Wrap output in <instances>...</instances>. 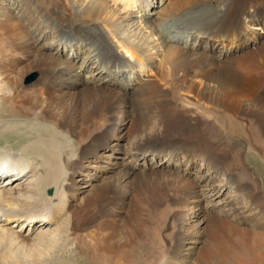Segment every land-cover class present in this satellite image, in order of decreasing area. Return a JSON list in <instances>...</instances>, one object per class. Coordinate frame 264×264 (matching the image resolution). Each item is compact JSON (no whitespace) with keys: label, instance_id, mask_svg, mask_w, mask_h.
Returning <instances> with one entry per match:
<instances>
[{"label":"bare ground","instance_id":"obj_1","mask_svg":"<svg viewBox=\"0 0 264 264\" xmlns=\"http://www.w3.org/2000/svg\"><path fill=\"white\" fill-rule=\"evenodd\" d=\"M84 1L86 2L88 0ZM89 1L90 2L85 3L87 6L78 11L75 10L72 4L67 0L51 1L48 2L49 4L47 3L46 10L41 13V16H43L42 22L44 20L47 26L49 23L52 24L53 21L57 22L56 26H54V28L52 27V31H56L58 36L62 37L64 41L69 42L74 36H80L87 40L88 44H90V49L88 50L89 55H86L88 64H96L100 61L96 59V57L90 56L98 46L106 47L107 54L105 52L103 55L105 58L102 59V62L109 64L118 61L119 57L115 54L116 51L110 44V41H113L127 51L128 55L133 59V62L136 61L149 64L150 59L152 60L157 55H160V53H158V46L161 43L173 53L179 63L184 65L180 69H175V59L167 57V65L164 66L160 64L154 71L150 79V86L142 82L139 86L135 87V90L131 89L129 91V96L115 89H106L103 85L100 87L97 85H85L81 90H78V93L73 97H65L67 95L66 90L63 91L62 95L58 93L55 96H50L46 95L47 92L44 93V90L41 88L26 90L18 84L15 85L14 83V85H12L10 83L11 85L8 92L9 97L7 100L8 105L5 106V110L0 109V112L4 113L0 115V119L11 116L15 107L18 109L24 108V110L20 112H24L25 115H27L26 120H28L29 124L25 125L24 123H18L13 127L0 128V143L12 145L8 146L10 150L12 149V152L18 155L24 152L31 156V159H34V161L45 158L47 155L45 152L50 147H55L56 145L57 148H61L57 143V137L61 136L58 131L59 128H64L66 133H63L72 136L74 139L76 136L81 137L84 135V132H78L79 125H86V130H92L97 123L109 122L119 104H121V102L131 103L133 99L132 94H134L136 95L134 113H137L134 125L138 124V126L143 129V131L140 130L142 138L133 143V148L135 150L143 148V144L147 140H151L153 142H158L165 150H167L166 146L181 147L182 149L186 148L191 152V157L201 155L208 161H214L216 163L214 169L225 173L227 177L234 176L235 183L233 184L239 188L243 185L245 190V194L243 195L244 198L249 202L253 201L256 204V208L259 210L256 218L254 217L255 215L252 217H240L237 213L236 217L231 218V212L224 214L227 215V219L225 220L231 221L232 226H235L233 224L234 221L238 223L241 220H246V223L249 222L250 225L253 226L248 232H242L235 226L231 232L236 234L228 238H224L222 235L217 237L216 232L211 229L212 227L209 228L205 226V233L207 237L210 238L212 248H217L220 255V258L216 259V261L211 264H264V244H262L264 240V196L260 193L263 190H260V186L258 187L254 184L252 189L250 188V194L247 185L244 184L245 180H248L246 179L247 175L241 168L243 167V161H241L242 156H246L250 164L252 161L257 162L256 160L258 157L264 158V96L256 94L253 92V88L249 89L246 85L248 82H256L257 79L264 83V43L259 46L255 52H250L241 57L238 56L240 53H235L237 56L232 55V58H227L226 52L229 47L220 50L213 44V49L216 51L215 55H218V57H213L210 54L209 56L208 54L192 53L178 45L164 43L161 38L163 29L187 27V29H194L200 34H210L212 38L219 36L217 39H224L222 35H225V40L235 43L246 23L255 21L257 17L258 20L264 17V0H177L175 7H173L174 9L172 8L170 12H167L163 16H160L159 13L165 12L166 6L161 7L158 12L159 16H156L157 24L152 31H149V36L144 38L135 37L130 30L124 28L121 21L115 18V15L107 8L108 2L106 0ZM30 2L32 3V1ZM146 5H150V2H146ZM250 8H252V10H249ZM31 18L32 15L28 19ZM249 19L251 21H249ZM77 22H79L78 26L75 24ZM30 23L34 24L31 21ZM17 26V31L19 32H16V36L21 38L19 41L21 42L24 55L32 57L33 62H40L42 67L38 70V74L41 76L42 82L46 84L52 82V86H54L55 83L53 78L58 72L57 68H62V66L60 67V65L54 61L55 59L48 60L44 58V56L41 58L39 43L36 42L35 39L29 40L30 37L23 29V25L21 26L18 24ZM195 37L196 36H192L191 38L195 39ZM26 41H29V43L26 44ZM209 44L211 45L210 42L206 43V46ZM206 46L202 47L207 49ZM222 55H224V59L220 60L219 58ZM125 66L126 65L120 64L116 67L123 69ZM39 75L38 81L40 84ZM33 77L34 75L27 78V81ZM162 86H164V88ZM252 86L261 89L264 87V84L259 82V84H254ZM71 92H75V90ZM36 111L38 114L34 113ZM45 113L51 118L49 126V116L44 118L46 115ZM51 123L55 126H52ZM132 128L136 129L135 126ZM145 129L146 131L144 132ZM64 136L65 135H63L62 138ZM245 139L247 140L245 147L237 154L239 151L238 146L242 145ZM26 141H29V143L27 142L22 146ZM66 143L68 144L67 141ZM20 147L21 150H19ZM53 153H51V155ZM251 153L254 155L251 156ZM71 155L72 154H70V156ZM0 157L5 161L8 160L2 155H0ZM188 158L190 157L188 156ZM32 160L30 162L25 161V163L22 161L20 164L14 163V166L25 172L28 170L29 172L26 175L32 178L34 177L33 182L28 181L25 185H22L21 189H19V194H15L16 191L11 192V189H15L19 184H16L14 188L11 187L9 192L0 189V239L8 241L11 237L16 235V231L11 228L6 229V227H2V223H6V220L9 222L11 219L14 223H20V221H26V219L34 221L38 219V224L40 221L48 218L44 217L42 215L43 213L56 209L55 207L54 209L52 208L55 205L51 203V199L46 197L45 194L41 195L40 193L42 188L45 190L55 179H50V181H48V178L51 177L48 176L47 172L43 170H41V172L44 174L37 172V167H34V161ZM205 163L207 162L205 161ZM67 166L69 165L67 164ZM1 169L2 167H0V170ZM240 169L242 170L240 171ZM206 173L200 174L199 177L208 175V179L213 178V175ZM138 174L146 175L142 177V180H147L151 177L147 172L142 171L141 173H133L131 175L127 171L125 177L122 176L124 178L123 182L126 180L130 184L133 181H138ZM14 177L10 179L13 180ZM169 179L170 175L168 180ZM166 184L174 188L178 187L179 189L184 187V189L187 190L188 188V186L185 187L187 183H185L181 177H172L171 181H166L164 185ZM157 187L161 188L157 180L151 185L143 182V185H139L138 187L142 189V193L137 194V199L145 201V211L147 212L154 211L164 202V195L161 190L159 195L156 190ZM128 189L129 191L130 189L138 191L137 187H128ZM182 190H180V192ZM121 194L119 192V183H116L115 188L112 189V195L110 194L108 199H116L121 197ZM127 194L130 195L128 190L125 196H127ZM57 198L60 206L63 205L61 200L64 197L59 194ZM63 202L65 201L63 200ZM94 210H96V208L91 209L84 204L79 207L78 210L73 211L68 225L66 224L67 226L65 225L63 228L62 225L60 226L62 228V233H68L66 234L67 237L62 239V243H59L60 241H52L47 244L58 247L59 250L55 254L51 251L45 253L44 249H42L39 253L31 254L34 257L29 258L31 260L30 262L29 259L26 258L28 255L24 256V254L21 253L23 254L22 256H24L22 257L20 256L21 254H15L12 251L7 252L5 249H1L0 253H2V251L8 253L2 258V264H76V262L81 259L93 262L100 257L103 252H115V254L112 255H121L122 249H135V247L141 245L144 241L151 247H153L152 243H156H149V240L146 238L147 234L141 238V241H144L134 242L135 240H139L135 237L138 233L136 234L134 232L139 226L137 222L136 227L132 228L133 231L131 230L133 232L131 236L132 240L124 237L127 240L123 243H119V247L116 246V243L110 242L109 244H107V242L106 244L98 245L97 240L100 238V234L103 233H98L100 235L99 238L96 237L97 235L94 233L95 222L99 215ZM184 213L182 216H184ZM160 214L162 215L163 211L160 212ZM209 215H211V213ZM209 215L208 217H210ZM30 216L31 218H29ZM222 223L224 225L228 224L226 222ZM154 224L155 222H149L147 226L150 228V225H153L152 227L154 229ZM109 225H111L110 222ZM104 231L107 230L104 229ZM110 232L111 231H109V235ZM106 233L107 232H105V235ZM249 236L252 237L250 240ZM69 237L79 242L76 247L78 252H74L72 255L70 250L66 251L65 248L62 249L63 243H66ZM151 237L149 238L151 239ZM221 237H223V239ZM54 240L57 239L54 237ZM100 242H102L101 239ZM92 243L98 246L92 247ZM39 244L41 246H46L44 242L43 244L39 242ZM246 244H249L250 248L247 249L245 247V249H242ZM17 250L22 251V249ZM207 256L210 257L211 254ZM108 258H110V256ZM107 264H119V262H116L115 259L111 257Z\"/></svg>","mask_w":264,"mask_h":264},{"label":"rangeland","instance_id":"obj_2","mask_svg":"<svg viewBox=\"0 0 264 264\" xmlns=\"http://www.w3.org/2000/svg\"><path fill=\"white\" fill-rule=\"evenodd\" d=\"M30 1H32V3ZM51 1L56 2L58 0ZM51 1L0 0V4H2L0 5V109L5 110V106L8 105L9 87L11 84L14 85V83L15 85L18 84L24 87L26 90L41 88L44 90V93L47 92L46 95L50 96H55L58 93L62 95L63 91L66 90L67 95L65 97H73L78 93V90H81L85 85H97L99 87L103 85L106 89H115L129 96V91L131 89L135 90V87L139 86L142 82L150 86V79L154 71L160 64L164 66L167 65V57L175 59V69H180L184 65L179 63L173 53L161 43L158 46V53H160V55L149 60L151 63L149 64L152 67L144 62H133V59L128 55L127 51L113 41H110V44L116 51L115 54L119 57L118 61L111 62L112 64L102 62V59L105 58L103 55L106 52V47L98 46L92 53L93 55L91 54L90 56L96 57V59L100 61L96 64H88L86 55H89L88 50L90 49V44H88L86 39L80 36H74L69 42L64 41L62 37L58 36L56 31H52L54 26H56V21H53L52 24L49 23L48 26L44 23V20L42 22L43 16H41V13L46 10L47 3ZM67 1L70 2L77 11L87 6L85 3L90 2L89 0L86 2L84 0ZM106 1L108 2L107 8L115 15V18L121 21L124 28L130 30L135 37L144 38L149 36V31H152L157 24L156 16L161 7L166 6L165 12L159 13L160 16H163L175 7L177 0ZM146 2H150V5H146ZM249 10H252V8ZM31 15L32 18L28 19ZM30 21L34 24L30 23ZM249 21L251 20L249 19ZM18 24L25 27H23V29L28 33L30 37L29 40L35 39L36 42L39 43L41 58L44 56V58L48 60L55 59L54 61L58 63L60 67L62 66L63 69L57 68L58 72L53 78L55 83L54 86H52V82L47 84L42 82L41 76L38 74V70L42 67L40 62H33L32 57L24 55L21 42L19 41L21 38L16 36V32H19L17 31ZM75 24L78 26L79 22ZM241 33L240 36L237 37L235 43H232L225 40V35H222L224 39H217L219 36L212 38L210 34H200L194 29H187V27H173L172 29H163L161 38L164 43L178 45L192 53L210 54L213 57H218V55H215L216 51L213 49V44H215L220 50L229 47L226 52L227 58H232V55L237 56L235 53H240L238 56L241 57L250 52H255L258 47L264 43V17H261L259 20L257 17L255 21L246 23ZM192 36H196L195 39H192ZM208 42H210L211 45L209 44L206 46ZM25 43L28 44L29 41ZM202 46H206L207 49ZM202 50L204 51L201 52ZM219 59L223 60L224 55ZM120 64L126 65L125 68L119 69L116 67ZM33 75L34 77L27 81V78ZM38 75L41 81L40 84ZM259 82L264 84L257 79L256 82H248L246 85L249 89L253 88V92L256 94L264 96V87L258 89V87L252 86L254 84H259ZM162 87L164 88V86ZM74 90L75 92H71ZM132 95L133 99L131 103L121 102L117 110L112 114L109 122L93 124L94 127L92 130H86V125H79L78 132H84V135L81 137L76 136L74 139L72 136L64 134L66 133L64 128H59L58 131L61 136L57 137V143L61 148H57L56 145L55 147H50L51 149L49 148L45 152L47 154H45V158L34 161V159H31V156L24 152L21 154L19 153V155L12 152V149L10 150L8 147L12 145L0 143V155L8 159L5 161L0 157V167H2L0 170V189L9 192L11 187L14 188L16 184H19L15 189H11V192L16 191L15 194H19V189H21L22 185H25L28 181L33 182L34 177L32 178L26 175L29 172L28 170L25 172L14 166V163L20 164L22 161L25 163V161L30 162L32 160L34 161V167H37V172L41 174L43 173L41 170L47 172L48 176L51 177L48 178V181H50V179H55L45 190L42 188L40 193L41 195L45 194L46 197L51 199V203L55 205L52 208H56L53 211L49 210L50 212L47 211V213H43L42 215L48 218L40 221L38 224V219L36 221L26 219V221H20V223H14L11 219L9 222L6 220V223L2 221V227H6V229L11 228L16 231V235L11 237L8 241L0 239V250L5 249L7 252L12 251L19 255L23 253L24 256L28 255L26 256L28 259L34 257L31 254L39 253L42 249H44L45 253L51 251L55 254L59 250L58 247L47 244L52 241H60L59 243L63 242L62 239L67 237L66 234L68 233L63 232V235L62 228L66 224L68 225L73 211L78 210V208L84 204L91 209L96 208L94 211L99 214L95 222L96 225L94 224V233H96V237L99 238L101 235L99 239L97 238L98 240L96 239L98 245L106 244L107 242V244H109L110 242L116 243V246L119 247V243H123L127 240L124 237L131 239L133 233L132 228L136 227L137 222L139 226L134 232L136 234L138 233L135 237L139 240H135L134 242L144 241H141V238L147 234L146 238L149 240V243H156H152L153 247H151L144 241L141 245L135 247V249H122L121 255H112L115 254V252L112 253L107 251L103 252L100 257L93 262L79 259L80 261L76 262V264H107L111 257L115 259L116 262H119V264H211L212 262L214 263L216 259H219L220 255L217 248H212L210 238L207 237L205 233V226L209 228L212 227L211 229L216 232L217 237L222 235L224 238L236 234L231 232L235 226L242 232H248L253 228L249 222L246 223V220H241L238 223L234 221L233 224L235 226L231 225V221L225 220L227 219V215L224 214L227 212H231V218L236 217V213L240 217H252L255 215L254 217L256 218L259 210L256 208V204L253 201L249 202L244 198V186L242 185L239 188L233 184L235 183L234 176L227 177L225 173L214 169L216 165L214 161H208L201 155L191 157V152L186 148L182 149L181 147L166 146L167 150H165L158 142H153L151 140H147L143 144V148L137 150L133 148V143L142 138L140 130L143 131V129L138 126V124L134 125L137 114L134 113L136 95ZM23 110L24 108L18 109L15 107L11 116L0 119V128L13 127L18 123L28 125V120H26L27 115H25L24 112L21 113ZM34 113L38 114L37 111ZM3 114L4 113L0 112V115ZM48 116L49 115L46 114L44 118ZM48 121L49 126L51 121L50 116L48 117ZM52 126L55 125L52 124ZM134 126L136 129L132 128ZM145 131L146 129L144 132ZM63 135L65 136L62 138ZM27 142L29 143V141H26L22 146ZM246 142L247 140L245 139L243 144L238 146L239 151L237 154L245 147ZM21 147L19 150H21ZM51 153L53 154L51 155ZM70 154L72 155L70 156ZM250 155L253 156L254 154L251 153ZM188 156L190 158H188ZM205 161L207 163H205ZM241 161H243V167L241 168L247 175L246 179H248L245 180L244 184L247 185L249 193L251 194L252 186L255 184L258 187L260 186V190H263L260 193L264 196V158L258 157L256 160L257 162L252 161L250 164L247 157L242 156ZM67 164L69 166H67ZM242 169H240V171ZM126 170L131 175L133 173H141L142 171L147 172L151 177L147 180H142V177L146 175L138 174V181H133L129 184L126 180L123 182V177H125V173L127 172ZM202 172H207L206 174L210 173L213 175V178L208 179V175L199 177L200 174H203ZM169 175L170 179L168 180ZM12 177H14L13 180L10 179ZM172 177H181L183 181L187 183V185L185 184V187L188 186L187 190L184 189V187L179 189L178 187L174 188L168 184L164 185L166 181H171ZM155 180H157V183L161 186V188L157 187L156 190L159 195L161 190L164 195V202L154 211L147 212L145 211V201L137 199V194L142 193V189L138 187L139 185H143V182L151 185ZM116 183H119V192L120 194L122 193L121 197L124 199L118 197L110 200L108 199L109 195H112V189L115 188ZM128 187H137L138 191L135 189H130L129 191ZM127 190L130 192V195L127 194V196H125ZM180 190H182V193ZM59 194L64 197L61 200L63 204L61 206L57 198ZM63 200L65 202H63ZM162 211L163 214L161 215L160 212ZM209 212L211 215H209ZM183 213L184 216H182ZM208 215L210 217H208ZM29 218H31V216ZM109 222L111 225H109ZM147 222H155V230L152 227L153 225H150L151 227L149 228ZM222 222L228 224L224 225ZM61 225L62 228L60 227ZM107 225L112 227L109 228ZM104 229L107 231H104ZM108 229L111 231L110 235ZM101 232L103 234H100ZM105 232H107L106 235ZM54 237L57 240H54ZM149 237H151V239ZM221 238L223 239V237ZM251 238L252 237L249 236V240ZM67 239V242H64L62 245V249L65 248L66 251L70 250V252H72L71 255L74 252H78L76 249L79 243L77 242L78 240L70 237ZM100 239L102 242H100ZM39 242L42 244L44 242L46 246H41ZM97 244L92 243V247L98 246ZM262 244H264V240ZM245 247L249 249L250 245L246 244L242 249H245ZM17 249H22V251H18ZM7 252L2 251V253H0V264L3 263L2 258L8 254ZM209 254H211L210 257L207 256ZM107 256H110V258ZM29 261L31 262L30 259Z\"/></svg>","mask_w":264,"mask_h":264}]
</instances>
